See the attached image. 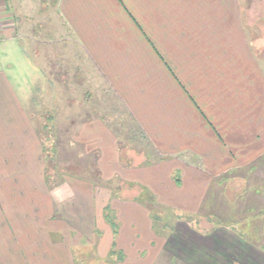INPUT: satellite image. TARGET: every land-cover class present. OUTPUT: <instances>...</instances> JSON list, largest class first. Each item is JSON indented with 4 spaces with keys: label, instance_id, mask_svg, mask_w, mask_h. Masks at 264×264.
I'll return each instance as SVG.
<instances>
[{
    "label": "crops",
    "instance_id": "obj_1",
    "mask_svg": "<svg viewBox=\"0 0 264 264\" xmlns=\"http://www.w3.org/2000/svg\"><path fill=\"white\" fill-rule=\"evenodd\" d=\"M262 53L264 0H0V166L24 157L46 198L43 225L27 209L34 225H0V264H78L88 246L121 264H264ZM75 89L108 107L54 134L52 156L83 157L60 181L34 168L39 133Z\"/></svg>",
    "mask_w": 264,
    "mask_h": 264
},
{
    "label": "rangeland",
    "instance_id": "obj_2",
    "mask_svg": "<svg viewBox=\"0 0 264 264\" xmlns=\"http://www.w3.org/2000/svg\"><path fill=\"white\" fill-rule=\"evenodd\" d=\"M262 58H264L263 53H262ZM262 64L264 66V61L262 62ZM61 71H62L61 67H58L57 72L61 73ZM7 72L10 75V78H13V72L17 74V77L21 79V82H22L21 84H23L24 80H28V76L22 75L23 71H21L20 69H17V71L16 70L12 71V73H11V70L10 71L7 70ZM81 90L83 91L84 89L81 88ZM82 91H76L75 89L74 92H71V93L69 92L70 97L73 100L72 102L74 103L69 104L70 109H71L69 110V113L64 109L63 114L67 115L65 116L66 119L58 118V121L56 122L54 121L55 118H53L52 120L48 122L50 127L45 128L44 131L42 130L44 133L41 132L42 133L41 134L38 131L39 136L42 141L41 144H43L42 148H44L45 150H42L40 154L38 153V156L35 158V161L37 163L34 168L36 169L38 167V169L40 170V171L38 170V172H40L41 174V171H42L41 164L44 163V173H46L48 178L55 177V179H57L59 178L58 175L61 174V171H62L61 168L67 171L66 168H68V166L73 167L76 163L80 164L81 161H83L82 159L83 157L82 158L78 157V155L80 156L82 154V151L81 150L79 151L78 149L76 150V149L69 148L68 150H65V151H62V149L61 150L56 149L55 153L52 156L50 152V147H51L52 139L54 140V137H55L54 134H58L57 132L60 131V129L63 130V135H64L65 129L66 131H76L78 129V124L82 121V119H84L82 118L83 115L85 118L90 117L89 115L91 114L93 108L98 109L99 113H106V110H104L103 108L108 107V105H104L105 103L104 98L106 97L107 93L99 92L100 96H98V93H95L90 97V99L86 98V100L83 101L82 99L83 95L81 94ZM110 105L113 111L111 113V117L113 118V121L120 125H122V123H126V118H125V115L123 113L121 106L118 103H115L114 101L110 102ZM114 106H115V109H114ZM54 111L55 109H52V112ZM70 141H76V140L75 138H71ZM46 155H48L47 159H45L47 157ZM6 161L12 162V159L10 160L8 159ZM17 161L20 164L18 166L16 165L15 166L13 165L0 166V179L2 178V176L4 177L0 181V225H34L33 223L36 221L35 219L33 220L34 222L29 223L25 221L23 217L20 216L21 213H19V211L22 212L23 210H26V209L29 211L35 210L36 219H37L36 225H43V221H44L43 217L45 216V213H46V210H45L46 198L44 196L45 188L41 186L42 182H40V180L36 183L26 181L27 178H31V176H28V175L34 174L33 170H31V166L22 165L24 164V161H25L24 157H21ZM40 174L37 177L38 179H41ZM55 179L52 178V180H55ZM60 179L61 178H59V180ZM27 185H29L28 188H26ZM18 195L20 196L17 197ZM80 195L83 196L82 191ZM29 200L33 202V204L35 203L34 206H36V208L23 205V203H28ZM89 216L87 219L86 213L83 214L82 216L84 218L83 224L90 225L89 221L91 219ZM68 220H69V223L72 222L70 219ZM92 252H93V246L86 247V253L83 255L84 253L83 252L82 254H79V258L76 257L79 260L78 264H121L117 262L116 256H113L110 259H107L106 257H105L106 259L105 258L102 259L94 255ZM160 257H163V256L161 255ZM161 259L158 261V264H173L170 259H169V263H167V261L165 260H163V263H162Z\"/></svg>",
    "mask_w": 264,
    "mask_h": 264
},
{
    "label": "trees",
    "instance_id": "obj_3",
    "mask_svg": "<svg viewBox=\"0 0 264 264\" xmlns=\"http://www.w3.org/2000/svg\"><path fill=\"white\" fill-rule=\"evenodd\" d=\"M151 213H152V220L154 221L156 219V213H154L153 209H152V212ZM105 218L109 221L110 225H115L114 218L112 217L111 214H109L108 212H106Z\"/></svg>",
    "mask_w": 264,
    "mask_h": 264
}]
</instances>
